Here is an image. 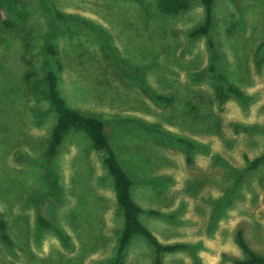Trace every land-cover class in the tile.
Returning a JSON list of instances; mask_svg holds the SVG:
<instances>
[{
	"label": "rangeland",
	"instance_id": "374dc122",
	"mask_svg": "<svg viewBox=\"0 0 264 264\" xmlns=\"http://www.w3.org/2000/svg\"><path fill=\"white\" fill-rule=\"evenodd\" d=\"M0 7L14 23L0 15V223L11 242L0 234V264H115L124 228L114 179L84 131L66 133L51 166L42 156L56 122L43 91L49 40L67 104L107 123L140 220L161 243L185 245L157 253L135 234L125 264H236L247 256L238 230L264 254V0H213L210 34L194 37L202 0L174 14L158 0Z\"/></svg>",
	"mask_w": 264,
	"mask_h": 264
},
{
	"label": "trees",
	"instance_id": "16d2710c",
	"mask_svg": "<svg viewBox=\"0 0 264 264\" xmlns=\"http://www.w3.org/2000/svg\"><path fill=\"white\" fill-rule=\"evenodd\" d=\"M192 2L193 0H158V9L164 14H174L189 9ZM202 2L205 7L206 17L200 26L190 32L193 37L197 35H209L212 28L213 0H202ZM0 15L1 22L5 27L10 28L14 26L12 19L7 17L2 7H0ZM208 45L211 51H213L214 42L211 38L208 39ZM56 54H58L56 44L53 40L47 41L42 52L43 82L45 83L43 91L51 109L56 114V122L46 140L47 145L42 154L44 160H46L48 164L49 162L51 163L52 159H54L58 153L64 136L71 129L84 131L91 138L94 150L97 152L101 151L100 153L103 154V162L114 179L117 203L121 206L124 214V228L119 237L115 264H125V249L135 234H140L151 242L156 248L157 253L161 251H173L185 247L183 244L161 243L154 233L142 223L140 220L142 208L134 201L131 193L134 181L126 169L121 165L114 148L110 144V139L106 131L107 123L100 118L85 114L67 104L61 91L59 72L57 71L54 61ZM57 63H59L58 58ZM258 64L261 65L260 62H258ZM209 71L222 78L217 70V66L213 62L209 66ZM230 90L240 94L235 88H230ZM158 97L162 100H167V97L163 95H158ZM117 122L119 123L120 121ZM262 159L263 157L260 156L253 160L251 168L258 166ZM51 164L49 165L51 166ZM150 213L159 214L155 210H150ZM37 220L42 227H54L53 223L46 218L39 209L37 210ZM0 234L6 244L11 243L6 233V224L3 221L0 223ZM236 240L239 247L247 255L243 259H234L236 264H264V254L255 251L251 247L243 230H238ZM156 264H163L159 257L156 259Z\"/></svg>",
	"mask_w": 264,
	"mask_h": 264
}]
</instances>
